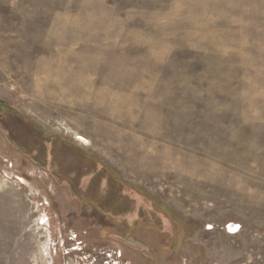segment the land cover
<instances>
[{
  "label": "rangeland",
  "instance_id": "obj_1",
  "mask_svg": "<svg viewBox=\"0 0 264 264\" xmlns=\"http://www.w3.org/2000/svg\"><path fill=\"white\" fill-rule=\"evenodd\" d=\"M0 264H264V0H0Z\"/></svg>",
  "mask_w": 264,
  "mask_h": 264
},
{
  "label": "bare ground",
  "instance_id": "obj_2",
  "mask_svg": "<svg viewBox=\"0 0 264 264\" xmlns=\"http://www.w3.org/2000/svg\"><path fill=\"white\" fill-rule=\"evenodd\" d=\"M74 138L76 139V140H78L80 143H82V144H85V145H87L88 144V141L83 137V136H81V135H79V134H76L75 136H74Z\"/></svg>",
  "mask_w": 264,
  "mask_h": 264
},
{
  "label": "snow or ice",
  "instance_id": "obj_3",
  "mask_svg": "<svg viewBox=\"0 0 264 264\" xmlns=\"http://www.w3.org/2000/svg\"><path fill=\"white\" fill-rule=\"evenodd\" d=\"M42 223H43V221H42ZM65 239H67L68 241H69V244H68V246L70 247L71 246V244L75 241V239H76V237H65ZM57 243L59 244L60 243V240L59 239H57Z\"/></svg>",
  "mask_w": 264,
  "mask_h": 264
},
{
  "label": "built area",
  "instance_id": "obj_4",
  "mask_svg": "<svg viewBox=\"0 0 264 264\" xmlns=\"http://www.w3.org/2000/svg\"><path fill=\"white\" fill-rule=\"evenodd\" d=\"M226 228H227L229 231H232V232L238 230V229H236L235 225H234V224H231V223H230L229 225H227Z\"/></svg>",
  "mask_w": 264,
  "mask_h": 264
}]
</instances>
